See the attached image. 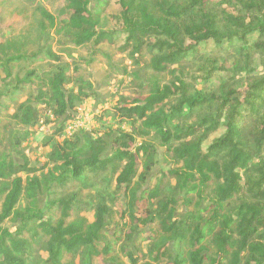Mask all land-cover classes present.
<instances>
[{
  "label": "trees",
  "instance_id": "1",
  "mask_svg": "<svg viewBox=\"0 0 264 264\" xmlns=\"http://www.w3.org/2000/svg\"><path fill=\"white\" fill-rule=\"evenodd\" d=\"M153 1L149 7L145 0H121V11L113 16L116 28L107 30L99 26L108 0H63L66 25L74 45L111 44L138 64L147 54L155 72L192 63L208 53L197 81L212 79L213 87L198 90L179 77L164 85L153 81L144 98L117 109L140 120L144 131H153L171 148L180 165L169 169L163 181L174 179L179 192L198 198L212 187L211 203L178 214L179 200L165 194L164 183L139 192L155 150L149 143L134 144L127 133L115 139L109 155H103L100 138L85 137L76 146L53 144L44 211L36 199L40 179L30 176L27 161L0 155V264H91L95 257L109 255L112 246L100 245L99 240L112 218L110 208L98 202L93 220L84 216L86 199L109 175L127 193L123 215L130 223L141 220L136 213L150 210L148 220L155 222L160 235L188 244L186 257L177 252L166 264H264V0ZM42 15L53 24L50 14ZM41 49V57L36 53L31 57L10 54L6 45H0L3 79L14 77L10 89L0 91V107L14 105L34 84L35 99L57 116L86 97L65 88L69 80L61 64L22 77L13 74V63L20 60L59 61L49 47ZM229 50L239 57L233 63L217 55ZM254 58L260 60V69L251 66ZM243 69L246 76L238 80ZM12 118L34 126L39 113L24 103ZM50 143L51 139L45 142ZM23 197L28 202L19 208ZM182 201L189 204L191 198L183 196ZM8 220L16 226H3ZM114 236L120 239L121 229ZM122 250L135 261L131 252Z\"/></svg>",
  "mask_w": 264,
  "mask_h": 264
},
{
  "label": "rangeland",
  "instance_id": "2",
  "mask_svg": "<svg viewBox=\"0 0 264 264\" xmlns=\"http://www.w3.org/2000/svg\"><path fill=\"white\" fill-rule=\"evenodd\" d=\"M120 1L108 0L101 14L99 28L107 30L116 28L113 16L121 11ZM145 2L149 7L154 3L153 0ZM43 12L53 17L52 25L43 17ZM67 20L68 13L63 0H0V45H6L8 53H24L31 57L36 53V56L41 57L39 50L46 46L59 57V61L20 60L13 63V74L22 77L31 70L41 73L61 64L67 68L69 83L65 88L73 90L76 94L86 95L84 99L77 100L74 107L68 108L64 115L57 116L52 113V109H45L44 105L35 99L37 84H34L21 94L14 105L9 104L6 109L0 107V155H7L16 162L26 160L30 176H37L40 179L41 186L36 189L38 208L44 211L47 205L49 192L47 180L53 168L49 154L53 144L76 146L78 143L82 144L85 137L92 140L100 138L104 142L103 155H109L115 139L123 133L132 137L134 144L149 143L155 150L152 166L145 176V181L140 184L139 192L153 189L158 183H164L165 194L179 200L176 213L207 207L212 200V187L198 198L194 193L185 195L179 192L174 179L163 181L169 169L180 165L177 164L171 148L163 145L153 131H144L140 120L126 117L117 108L128 106L132 100L144 98L149 93L153 81L164 85L179 77L198 90L203 91L207 85L213 87L215 81L212 79L208 83L197 81V75L201 74L199 67L208 53L192 63L179 67L174 65L167 71L155 72L149 65L147 54L138 64L130 59L127 53L119 52L111 44L88 42L79 46L74 45L71 41L72 32L66 25ZM217 55L226 58L229 63L239 59L237 52L232 50ZM251 66L260 69V60L254 58ZM244 76L245 69L237 73L236 78L240 80ZM13 81L14 77L4 80L0 69V91L10 89ZM24 103L38 110L39 118L34 126L21 125L12 118L15 108ZM174 123L177 126L182 125V122ZM60 127L62 129L58 132ZM47 139H51L50 144H45ZM172 145L174 147L176 141H173ZM21 175L24 176V173ZM183 196L191 198V202L184 203ZM126 200L125 189L118 187L114 182V176L111 175L106 177L100 189L92 192L86 199L87 209L84 216L88 221L93 220L95 204L98 202L107 204L112 217L106 219V227L99 240L100 245L109 243L112 250L109 255L101 254L95 257L91 264H166L177 252H182L183 257H186L189 251L188 244L172 243L167 241L166 236L160 235L155 222L148 220L150 210L136 213L141 220L130 223L125 214L123 215ZM27 202L23 197L18 207H24ZM2 225L12 228L16 226L9 220ZM119 229L122 231L120 239L114 236L115 231ZM122 249L131 252L135 261H130ZM163 251H166L165 255H161ZM46 256V253H42V257Z\"/></svg>",
  "mask_w": 264,
  "mask_h": 264
}]
</instances>
